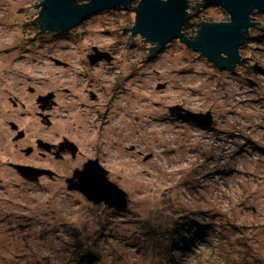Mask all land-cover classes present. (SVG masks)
<instances>
[{
  "label": "rangeland",
  "instance_id": "obj_1",
  "mask_svg": "<svg viewBox=\"0 0 264 264\" xmlns=\"http://www.w3.org/2000/svg\"><path fill=\"white\" fill-rule=\"evenodd\" d=\"M42 1L0 0V128L7 131L0 264H165L148 253L157 241L158 254L175 264H238L247 252L255 264L264 255V231H243L264 226V14L253 15L262 24L251 29L231 72L179 38L147 58L153 43L123 29L136 23V12L125 8L91 14L64 32H42L39 23H26L40 15L35 4ZM189 2V38L198 22L230 20L219 5ZM48 93L58 103L50 127L35 114L38 94ZM10 98L29 106L17 110ZM175 106L210 111L214 124L172 119ZM11 122L34 146L38 137L67 136L92 151L77 159L26 156L13 142ZM97 157L128 193L122 211L67 188L66 178ZM15 165L57 174L26 177ZM177 229L189 241L176 239ZM166 237L174 242L169 247ZM226 246L232 251L222 256Z\"/></svg>",
  "mask_w": 264,
  "mask_h": 264
},
{
  "label": "water",
  "instance_id": "obj_2",
  "mask_svg": "<svg viewBox=\"0 0 264 264\" xmlns=\"http://www.w3.org/2000/svg\"><path fill=\"white\" fill-rule=\"evenodd\" d=\"M134 1H139L137 6H134ZM209 4L222 7L230 20L198 22L201 23L200 29L193 39L183 32L184 25L191 18L189 0H89L85 3L79 0H43L35 4L36 7L41 8L40 15L26 23H33L36 20L42 32L48 30L64 32L78 25L91 14L116 8L134 10L135 25L123 29H131L133 34H141L146 38L143 40L153 43V46L149 47L150 52L147 58L164 45L179 38L183 43L207 57L218 68L234 72L241 61L240 48L250 39L251 29L257 26V23L262 24L257 22L253 15L257 12L264 14V0H204L199 6L206 7ZM199 6L196 11L199 10ZM133 39L131 35L127 43L131 44ZM100 58L101 56L97 59L100 60ZM252 82L254 81L251 80ZM170 109L173 117L195 122L203 128L214 124L213 114L210 111L198 113L178 106ZM74 152L77 153V151ZM16 167L22 170L26 177H30L33 172L41 171L22 165H16ZM108 174L109 171L98 160H90L84 168L77 169L72 177L67 178V188L69 191L81 192L95 204H106L109 208L122 211L128 206V193L113 182Z\"/></svg>",
  "mask_w": 264,
  "mask_h": 264
},
{
  "label": "flooded vegetation",
  "instance_id": "obj_3",
  "mask_svg": "<svg viewBox=\"0 0 264 264\" xmlns=\"http://www.w3.org/2000/svg\"><path fill=\"white\" fill-rule=\"evenodd\" d=\"M33 23H37V21L35 20ZM38 27H40V25ZM191 39H193V37ZM30 91L33 92L34 89L30 88ZM91 94H92L91 96L94 98L93 93H91ZM51 96H53V94H51ZM51 96L49 93L46 95L45 94H42V95L38 94V96L36 98V101L38 103L40 111L35 112V114L38 118H40L41 123L46 124L48 127L51 126L52 119H53V114L49 113V111L58 105V103H56L55 101L50 100V99H52V98H50ZM95 98H96V96H95ZM10 99L13 102V107L17 110H19V108L26 109L29 106L28 103H25V102L19 103L17 100H12V98H10ZM21 112L22 111H20V113ZM28 115H29V113H26V114L22 113L21 116L26 117ZM16 116H18V115H16ZM0 118H1V116H0ZM172 119H175V117L172 116ZM11 127H12V131H13V135H14L12 138L13 142H15L16 145H20L18 143L22 144V145H20L19 150L26 153L25 154L26 156H31V155H34V153H38V156L44 160H50L53 157L64 159L67 156L72 157V159H77L79 156H81V154H82L81 151H92V149L86 150V148L84 146H82L80 144V142H78L77 140H75L71 137H67V136H64L61 139L54 138L51 140L43 139V138L41 139L40 137H38V139L35 142V146H34V144H30V140H29L27 132L24 129H20V125H18L15 122H11ZM5 134H7V131L0 128V151H6L5 150L6 141L4 139ZM24 141H28V144L26 146L24 144ZM74 151H77V153H75ZM93 151H95V150H93ZM90 160H98L99 163L102 164L100 158H98V157L96 159L89 158L86 161H84L82 167H78L74 170L72 176L75 174V171L77 169L84 168V165ZM44 168L45 167L43 166V169H38V170H41V172H43V173L45 172L52 177H54L57 174V173L48 172L46 170H49V169L48 168L44 169ZM16 169H18V168L16 167ZM69 177H71V176H69ZM69 177H67V178H69ZM109 177H110V175H109ZM67 178H66V180H67ZM76 192H79V191H76ZM79 193H81V192H79Z\"/></svg>",
  "mask_w": 264,
  "mask_h": 264
},
{
  "label": "trees",
  "instance_id": "obj_4",
  "mask_svg": "<svg viewBox=\"0 0 264 264\" xmlns=\"http://www.w3.org/2000/svg\"><path fill=\"white\" fill-rule=\"evenodd\" d=\"M89 1V0H88ZM88 1H83L82 3H85V2H88ZM191 6V5H190ZM190 13V15L191 16H193V14L191 13V12H189ZM201 23H203V22H201ZM201 23H199V24H201ZM198 24V25H199ZM250 34H251V32H250ZM194 38V37H193ZM250 38H252V35H251V37ZM201 127V126H200ZM257 152H260V151H257ZM262 153L264 154V151H262ZM262 158H263V156H261ZM260 158V157H259ZM251 195V194H250ZM252 197V196H251ZM250 199V198H249ZM254 205V204H253ZM255 206V205H254ZM252 210H254V209H252ZM264 219V218H263ZM252 227H250V230L248 229V227L247 228H245L244 229V231H243V233H245V231L247 232V233H245L246 235H248V232H250V231H252V233H255V234H258V232L259 231H261V233L264 231V226L261 228V227H253V229H251ZM243 230V229H242ZM175 234H177V237H175L176 239H178L179 237H178V235H180L181 236V241H184V240H186V241H189V238L187 237V236H185V235H183V232H180L178 229L175 231ZM249 237V236H248ZM257 237V236H256ZM166 239H167V241H169L168 242V247L170 246V245H172V243H174V242H172V241H170L167 237H166ZM199 240H203V243H207V241H208V238H200ZM250 240L251 241H253V243L255 244V245H257V246H263V244H261V242L260 241H258L257 240V238H252V236H250ZM151 247H153V250L152 251H150V250H148V253L149 254H152L154 257H158V258H160L159 260H160V262H164V261H166V262H168V264H175L176 262L173 260L174 259V257H172V256H169V255H164L163 257H161L162 255H163V253L162 254H158L160 251H156L157 250V248L159 247V243H158V241L152 246V244L150 245ZM249 247H254V246H252L251 245V243L248 245V248ZM170 250H171V248H169ZM223 249V251L221 252L222 253V256L224 255L223 253H225L226 255H230V253H228L229 251H232V249H230V247H224V248H222ZM155 251V252H154ZM154 252V253H153ZM145 253H147V251H145ZM158 254V255H157ZM251 257H252V253L251 252H247V255L246 256H243V260H241V261H239V263L238 264H251L252 263V260H251ZM255 259H256V263L255 264H264V255H262V256H260V254L258 253L257 254V256L255 257ZM78 260V259H77ZM173 260V261H172ZM165 262V264H167ZM225 263V262H224Z\"/></svg>",
  "mask_w": 264,
  "mask_h": 264
},
{
  "label": "bare ground",
  "instance_id": "obj_5",
  "mask_svg": "<svg viewBox=\"0 0 264 264\" xmlns=\"http://www.w3.org/2000/svg\"><path fill=\"white\" fill-rule=\"evenodd\" d=\"M190 26H192V27H193V26H194V24L192 23ZM190 26H187V28H189ZM59 153H60V152H59ZM109 178H110V177H109ZM91 202H92V201H91ZM105 205H106V204H105Z\"/></svg>",
  "mask_w": 264,
  "mask_h": 264
}]
</instances>
